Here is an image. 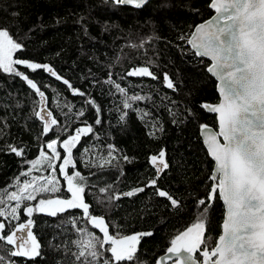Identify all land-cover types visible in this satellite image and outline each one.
Here are the masks:
<instances>
[{"label":"trees","instance_id":"obj_1","mask_svg":"<svg viewBox=\"0 0 264 264\" xmlns=\"http://www.w3.org/2000/svg\"><path fill=\"white\" fill-rule=\"evenodd\" d=\"M208 4L209 0H152L141 9H135L115 5L109 0H0V27L8 28L24 45L14 58L48 63L74 87L91 94L102 107L100 125L94 124L95 113L91 110L86 111L84 118L77 119L76 112L88 107L84 97L73 96L62 81H56L42 69L33 72L16 66L44 91L48 108L58 119L59 126L67 124L69 131L74 132L85 118L94 125L95 135L83 137L74 150L78 161L76 170L88 178L86 202L92 205L93 214L105 217L106 222L119 223L126 234L152 231L153 236L145 238L139 245L140 258L149 264H154L155 259L166 251L177 231L194 220L199 211L194 208V198L205 195L206 180L213 167L205 155L198 130L201 123L217 127L215 115L201 108L204 102L218 101L216 82L205 71L209 61L204 59V63H198L197 58L185 54L190 46L177 39L211 16ZM149 37L155 39L149 40L144 47L132 46ZM182 44L185 51L178 47ZM149 60L153 61L151 65L147 64ZM138 66H149L158 79L127 77L120 80L127 70ZM109 72L129 95L149 97L135 102L133 107L150 113V116L141 119L133 111L124 121L119 120L122 113L118 109H122L124 97L103 83ZM164 73L173 80L175 90L164 85ZM37 102L35 91L25 81L0 74V123L4 124L0 148H6L8 143L26 146V158L31 160L38 155L42 142L56 138L52 133L47 137L40 135L43 122L33 115L34 110H38ZM69 104L73 106L71 113L66 107ZM189 110L195 113L194 117L189 116ZM172 113L177 115L174 117ZM160 127L163 132L157 130ZM153 132L155 136L150 135ZM107 144H113L116 154L130 157L131 162L120 159L101 166V157H107ZM101 146H104L103 150ZM85 149L90 151L81 158ZM160 149L165 150L170 167L161 174L158 185L169 190L186 207L179 212L165 208L162 198L152 196V189L130 198L98 202L106 201L111 195L101 194L100 187L111 184L112 191L120 193L150 179L154 169L148 158ZM60 151L63 153L62 149ZM28 167L20 157L0 150V189L14 184L13 178ZM57 177L62 189L60 195L70 196L58 169ZM80 211L69 210L57 217L34 213L32 231L41 245V255L32 260L16 258L17 264H73L71 253L76 248L71 241L79 239L80 234L65 220ZM222 213V202L217 201L206 235L218 237ZM18 214L20 221L10 223L26 222L28 217L22 209ZM80 226L100 235L84 221ZM110 232L113 234L114 229L110 228Z\"/></svg>","mask_w":264,"mask_h":264},{"label":"snow or ice","instance_id":"obj_2","mask_svg":"<svg viewBox=\"0 0 264 264\" xmlns=\"http://www.w3.org/2000/svg\"><path fill=\"white\" fill-rule=\"evenodd\" d=\"M111 2L141 9L148 0ZM208 7L215 9L216 14L177 39L190 46L185 54L197 58L198 63H204V58H207L210 63L205 64V71L219 81L216 85L218 103L204 102L201 105L203 110L216 114L218 130L204 123L199 125L198 130L205 155L213 167L206 180L205 195L194 198V208L199 210L194 220L177 231L170 239L165 255L156 258L154 264H166L168 261L171 264H264V0H209ZM152 39L155 37L141 39L132 46L142 48ZM178 47L185 51L183 44ZM23 48L24 45L14 38L8 28L0 27V74L19 77L35 91L40 99L37 102L39 110H34L33 115L43 121L40 135L47 137L52 133L56 138L42 142L38 155L31 160L26 158V146L8 143L6 148H0L29 165L13 178L14 184L0 189V264H17L16 258L32 260L41 255V245L32 231L34 213L57 217L69 213V210H81L65 220L80 234L79 239L71 241L76 248L71 253L73 264H149L146 259L140 258L139 245L145 238L153 236L152 231L126 234L119 223L106 222L105 217L93 214L92 205L86 202L88 178L76 170L78 161L74 150H77L83 137L95 135L94 125L85 118L81 119V126L76 127L74 132L69 131L67 124L59 126L53 112L44 107V91L16 66L21 65L33 72L42 69L56 81H62L73 96L84 97L88 107L76 112L77 119L84 118L86 111L91 110L95 113L94 124L100 125L102 107L91 94L74 87L48 63L14 58V54ZM152 63V60L147 62L148 65ZM127 77L158 79L149 66L127 70L120 80ZM163 82L168 89L175 90L176 85L168 73L163 74ZM103 83L124 97L122 109H118L122 113L120 121L133 111L141 119L151 115L133 107L135 102L149 97L135 93L129 95L125 87L113 78V73L109 72ZM66 107L69 113L73 112L72 105ZM188 114L195 116L190 110ZM172 115L175 117L177 114ZM3 127L4 124L0 123V136L4 135ZM157 130L163 132L164 129L160 127ZM150 135L155 136V133ZM103 148L101 146V150ZM106 149L107 157H101V166L111 165L113 160L120 159L131 162L130 157L116 154L113 144H107ZM88 151L90 149H85L81 158ZM165 156V150L160 149L148 158L154 174L141 186L120 193L113 192L111 184L100 187L101 194L111 195L106 201L98 202L130 198L152 189V196L162 198L165 208L179 212L186 206L169 190L158 185L161 174L170 167ZM57 169L66 182V193L70 196L60 195L62 189ZM34 172L41 174L33 175ZM13 187L14 190H10ZM33 201L36 203L32 204ZM217 201H222L223 207L222 223L219 225L221 234L213 237L206 235V228L211 227L212 209ZM21 209L28 217L26 222L10 223L20 221L18 213ZM81 221L98 230L102 236L81 227ZM110 228L114 229L113 234H110Z\"/></svg>","mask_w":264,"mask_h":264},{"label":"water","instance_id":"obj_3","mask_svg":"<svg viewBox=\"0 0 264 264\" xmlns=\"http://www.w3.org/2000/svg\"><path fill=\"white\" fill-rule=\"evenodd\" d=\"M109 1H111V0H109ZM149 1H152V0H148V2ZM129 7H132V6H129ZM132 8H134V7H132ZM211 11H212V14H211V16H209L207 19H205V20H203V21H201V22H199L198 24H200V23H202V22H204V21H206V20H209V19H211V17L213 16V15H215L216 13H215V9H211ZM198 24H196V25H198ZM194 29V28H193ZM204 59H206V60H208L207 58H204ZM209 63H210V61H209ZM210 76H211V74H209ZM214 80H215V82H216V85L219 83V81H217L216 80V78L215 77H213V76H211ZM216 92H217V94H218V91H217V89H216ZM218 97H219V94H218ZM37 98H38V101H39V96H37ZM218 101H219V99H218ZM218 101L217 102H215V103H211V104H213V105H215L216 103H218ZM44 107L47 109V110H49V108H48V105H47V98H46V96H45V103H44ZM38 110H39V105H38ZM50 111V110H49ZM206 111V110H205ZM207 112V111H206ZM208 113V112H207ZM208 114H212V115H215V117H216V114H214V113H208ZM41 122H43V121H41ZM213 127V126H212ZM214 128V127H213ZM215 130H218V122H217V128H214ZM222 139V138H221ZM205 147V146H204ZM222 202V201H221ZM98 231V230H97ZM110 234H112L111 232H110ZM220 234H221V232H220ZM101 236H102V234H101ZM165 253H166V251L163 253V254H161L160 256H163V255H165ZM168 262H171V261H168ZM168 262H166V264L168 263Z\"/></svg>","mask_w":264,"mask_h":264},{"label":"flooded vegetation","instance_id":"obj_4","mask_svg":"<svg viewBox=\"0 0 264 264\" xmlns=\"http://www.w3.org/2000/svg\"><path fill=\"white\" fill-rule=\"evenodd\" d=\"M100 234V233H99ZM101 235V234H100ZM163 254V253H162ZM171 262H168L167 264H170Z\"/></svg>","mask_w":264,"mask_h":264},{"label":"bare ground","instance_id":"obj_5","mask_svg":"<svg viewBox=\"0 0 264 264\" xmlns=\"http://www.w3.org/2000/svg\"><path fill=\"white\" fill-rule=\"evenodd\" d=\"M217 128V127H216Z\"/></svg>","mask_w":264,"mask_h":264},{"label":"rangeland","instance_id":"obj_6","mask_svg":"<svg viewBox=\"0 0 264 264\" xmlns=\"http://www.w3.org/2000/svg\"><path fill=\"white\" fill-rule=\"evenodd\" d=\"M171 264V263H170Z\"/></svg>","mask_w":264,"mask_h":264}]
</instances>
